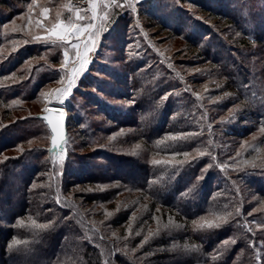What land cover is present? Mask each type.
<instances>
[{
    "label": "rangeland",
    "instance_id": "374dc122",
    "mask_svg": "<svg viewBox=\"0 0 264 264\" xmlns=\"http://www.w3.org/2000/svg\"><path fill=\"white\" fill-rule=\"evenodd\" d=\"M224 1L250 25L249 31L263 39L261 44L248 42L225 22L180 0H155L147 6L144 2L143 8L137 4L136 12L109 10L106 30L101 32L95 51L89 54L91 62L64 104L69 123L67 160L80 167L82 163L101 165L105 159L124 156L155 169L198 163L203 165L195 169L200 178L216 169L218 182L214 197L226 201L224 210L225 214L231 213L229 222H240L232 227L233 233L238 231L239 235L228 241V249L235 251L236 245L246 243L251 251L250 264H264V109L252 115L246 101L233 89L239 85L249 93L251 86L245 83L256 81L258 97L255 98L264 105V0ZM54 2H59L56 7ZM119 2L123 4L124 0ZM33 3L34 0H0V166L16 162L49 163L50 133L32 116L55 103L54 98L48 103L41 93L63 86L59 83L63 48L35 41L34 36L46 35L36 21L45 6L50 9L49 20H54L56 11L63 13L62 18L69 15L61 7L64 4L88 7L87 0H35L29 12ZM114 13L125 18L112 19ZM155 15H160V19ZM210 31L213 36H208ZM197 34L205 37L201 46L194 42ZM237 39H241L240 44ZM242 41L247 44L241 45ZM210 43L222 49L219 55L223 62L215 64L209 60L212 53L207 55L206 44ZM230 74L236 76L235 80L227 77ZM253 97V93L246 96L249 100ZM114 117L120 121L116 122ZM127 117H133L136 126L122 124ZM251 128L254 130L250 133ZM189 133L195 135L179 139ZM152 135L149 147L144 138ZM173 136L178 138L171 139ZM210 149L224 152L222 162L213 160L215 156ZM185 152L189 153L187 158ZM198 152L206 154L198 156ZM152 160L161 163L153 165ZM64 167L54 170L53 176L42 172L33 184L35 187L32 186L36 193H44L42 196L52 206H59L60 202L45 192L52 189L55 197L62 196L56 181L57 177H63ZM4 173V169L0 170L1 177ZM49 178L53 179L51 184ZM114 187L121 188L109 185L102 191ZM88 191L93 188L72 191L70 200L75 208L72 207L70 214L82 216L89 212L84 215L88 231L83 237L99 253L106 252L103 244L106 239L118 237L117 242L121 240L124 244L121 258L131 260L133 255L152 247L156 239L172 241L182 235L184 226L176 220L177 213L173 216L156 208L153 223L144 221L155 206L140 191L124 192L112 204L98 206L96 212L105 210L102 218L91 216L95 213L78 198V193ZM130 209L135 210L127 227L116 228L110 238L92 236L91 232L98 227L102 232L109 230L102 228L108 217ZM169 221L172 226L165 228ZM204 221L209 220L197 224ZM89 223H95V227L90 229ZM177 230L181 234L173 236ZM149 232L153 235L149 236ZM146 236L149 238L144 242ZM179 237L173 241H176L174 245H180L181 251H174L173 247L142 257L147 256L154 264H170L175 257L183 264H192V252L181 245ZM111 252L113 258L114 251ZM242 253L240 250L236 256L241 258ZM103 259L106 261L107 257Z\"/></svg>",
    "mask_w": 264,
    "mask_h": 264
},
{
    "label": "trees",
    "instance_id": "16d2710c",
    "mask_svg": "<svg viewBox=\"0 0 264 264\" xmlns=\"http://www.w3.org/2000/svg\"><path fill=\"white\" fill-rule=\"evenodd\" d=\"M154 1L147 0L144 5L153 4ZM182 1L191 3L201 8L209 16L225 22L229 27L241 33L248 42L261 44L260 42L263 41V39L260 40L255 36L254 31H249L248 27L250 25H247V22L239 17V12L224 0H180V2ZM56 3L59 2L53 3L55 7ZM139 6L143 8V4ZM155 17L160 19V15H155ZM114 18L120 20L125 16L122 17L120 13H114L112 19ZM0 22H2L1 19ZM209 35L213 36L214 34L210 31V33L208 32ZM251 37L255 38L252 39ZM196 38L198 41L194 40L195 44L201 46L205 37L197 34L194 39ZM240 40L237 39L236 42L240 44ZM246 44L245 41L241 43L243 46ZM206 45H209L207 55L212 53L209 60L215 64L223 62V58L220 59L222 55H219L222 51L219 45H214L215 48L211 43ZM227 77H233V80H235L234 77L236 76L230 74ZM246 84L251 86L249 93L239 85L233 86V89L241 96L242 100L246 101L247 106L251 109V114L257 115L264 109L260 99L255 98L258 97L256 93L258 84L256 81L249 82V80ZM80 85L86 88L84 83H80ZM251 93L254 97L249 100L246 96L247 94L251 95ZM133 119V117H127L121 123L134 127L136 125ZM115 120L116 122L120 121L117 117ZM190 130L185 129L186 132ZM253 130L254 128L249 129L250 133ZM144 140L147 141L150 147L153 135L152 137L147 136ZM216 141L218 142V140ZM193 145L196 146V144ZM199 147H204V145H199ZM209 151L215 156L213 160L222 162L221 156L224 155V152L216 153L212 149ZM105 160L106 162L101 165L82 163L80 167L68 163L67 160L63 177L61 179L57 177L56 181L59 183L62 196L55 197L52 189L45 192V194H48L46 196L52 195L53 200L59 201V206H52L47 203L46 197L42 196L44 193H36L32 187L42 172L50 173L53 176L55 171L51 169L49 163L28 164L16 162L4 163L0 166V170L4 169L5 171L3 177L0 175V264H154L151 259L147 256L144 258L142 255H149L153 252L158 253L160 249L170 250L173 247L174 251H181L180 245H174L176 241H173L177 240L178 234H181V232L179 242L192 252V257L195 259H193L192 264H250L251 251L246 243L236 245L235 251L233 249L229 250L228 245L225 244V241L236 239V236L239 235L238 231L235 233L232 231L233 226L240 224L238 220L231 222L227 220V222L221 223L219 227L214 228H200L199 224L201 223L197 224L205 219L215 221L217 214L225 215L226 201L219 200L220 198L216 200L214 197L215 190H217L215 186L218 182L216 169L209 171L204 178H200L195 169L197 167L201 168L203 165L198 163L195 166L185 164L184 166H163L161 169H155L154 167L142 165L137 161L129 160L124 156H115L112 159ZM210 162L205 161L204 163L208 164ZM49 179L51 184L53 179ZM109 185H120L121 188L114 187L108 191H102L103 187ZM76 188H83V190L93 188V191L78 193L80 194L78 198L82 199L84 204L89 206V209L95 213L91 216L102 218L105 210L96 212L98 206L106 207L107 204H112L124 192L140 191L148 196L152 202L151 204L155 206V208H152L153 213L149 211L150 216L144 221L153 223L151 220L156 215L154 211L159 208L164 210L165 214L174 216L177 213L179 217L176 216L178 218L176 220L180 221L181 226L184 227L181 232L177 230L174 233L173 236L178 235L176 239L172 241L156 239L152 247H146L140 253L141 255H133L131 260L121 258L120 252L124 244L120 239L117 242L118 237L113 240L106 239L107 241L103 244L107 250L104 253H99L83 237V234L87 233L85 231H88L85 225L88 221L85 220L87 218L84 215L89 212L82 215L83 218L80 215L72 216L70 214L74 210L72 208L74 203L72 204L70 195ZM130 210L124 214L116 213L113 218L108 217L103 222L102 228L107 227L109 230L102 232L99 231L98 227L97 231L91 232L92 236L97 237L100 235L103 238H110L113 236V231L116 232V228L127 227L135 209ZM69 216L72 218L69 219ZM18 221H22V224ZM94 224L89 223L87 226L92 229V226L95 227ZM38 225H48V227L40 228ZM123 231L125 230L121 232ZM166 232H171V230ZM244 239L247 240L246 237ZM10 245L11 247H9ZM126 247L129 248V246ZM112 250L114 251L113 258L111 257ZM240 250L243 253L240 256L241 258H238L236 255L240 253ZM103 256L107 257L106 261H104ZM173 259L170 264H183L178 260L179 258L175 257Z\"/></svg>",
    "mask_w": 264,
    "mask_h": 264
},
{
    "label": "snow or ice",
    "instance_id": "6c2138e0",
    "mask_svg": "<svg viewBox=\"0 0 264 264\" xmlns=\"http://www.w3.org/2000/svg\"><path fill=\"white\" fill-rule=\"evenodd\" d=\"M144 2L145 0H124V3L121 4L119 0H87L88 7L86 9L68 3L61 7L66 9L69 15L62 18L63 13L61 11H56L54 20H49L50 9L46 6L42 8L40 19L36 21V25L41 28L46 35H37L34 36L33 39L38 42L63 48V60L61 63L62 75L59 80V83L63 86L47 93H41V96L45 97L48 103H51L52 98H54L55 106H46L43 109L46 115L37 117V119L46 122L51 132V147L48 151L53 155V165L62 166L69 144V139L65 132L66 113L63 106L65 101L70 97L73 88L76 87L79 77L83 75L87 70L88 64L91 62L89 54L95 51L101 32L106 30V24L109 21V10L130 9L132 12H136L137 4H142ZM33 6H35V0L33 5H29V12H31ZM29 23H31V21H29ZM168 66L172 67V65ZM177 76H179V73H177ZM262 131H264V129H262ZM193 135L195 134L189 133L179 137V139H187ZM170 138L175 140L178 137L173 136ZM209 143H211V141H209ZM205 154L204 152H198V156ZM183 155L187 158L189 153L185 152ZM213 159L215 158L213 157ZM151 163L153 165H158L161 161L152 160ZM179 163H183V161ZM33 187H35V185H33ZM229 216H231V213L225 215L217 214L215 221H204L199 224V227H219L221 223L227 222ZM18 223L22 224V221H18ZM33 223L35 222L33 221ZM171 223L172 222L169 221V224L164 225V227L168 228ZM38 227L47 228L48 225H38ZM152 235L153 233L149 232V236ZM148 238L149 237L146 236L144 242H146ZM227 243L228 241H225V244ZM232 243H235V241L233 240ZM9 247H11V245Z\"/></svg>",
    "mask_w": 264,
    "mask_h": 264
},
{
    "label": "water",
    "instance_id": "95a60500",
    "mask_svg": "<svg viewBox=\"0 0 264 264\" xmlns=\"http://www.w3.org/2000/svg\"><path fill=\"white\" fill-rule=\"evenodd\" d=\"M44 115H46V113H45V112H42V113H39V114H36V115L32 116V119H34V120H39V121L43 122L44 125L46 126L48 132L50 133V136H51V132H50V130L48 129V127H47V125H46V122L42 121L41 119H37V117H42V116H44ZM67 127H68V119H67V114H66V116H65V132H66V135H67ZM50 147H51V137H50L49 148H50ZM67 147H68V146H67ZM49 148H48V149H49ZM48 149H47L48 162H49V164H50V166H51V169H52V170H56V169H58L59 167H64V166H65V163H66V161H67V157H68V151H67V149H66V156H65V159H64V161H63L62 166H60V165H53V163H52L53 155L48 151Z\"/></svg>",
    "mask_w": 264,
    "mask_h": 264
},
{
    "label": "bare ground",
    "instance_id": "6f19581e",
    "mask_svg": "<svg viewBox=\"0 0 264 264\" xmlns=\"http://www.w3.org/2000/svg\"><path fill=\"white\" fill-rule=\"evenodd\" d=\"M55 106V103L52 105V107H54ZM64 107V106H63Z\"/></svg>",
    "mask_w": 264,
    "mask_h": 264
}]
</instances>
